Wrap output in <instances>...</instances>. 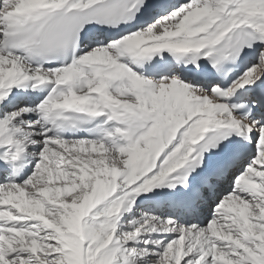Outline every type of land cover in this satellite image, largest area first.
<instances>
[{"label": "snow or ice", "instance_id": "6c2138e0", "mask_svg": "<svg viewBox=\"0 0 264 264\" xmlns=\"http://www.w3.org/2000/svg\"><path fill=\"white\" fill-rule=\"evenodd\" d=\"M0 264H264V0H0Z\"/></svg>", "mask_w": 264, "mask_h": 264}]
</instances>
